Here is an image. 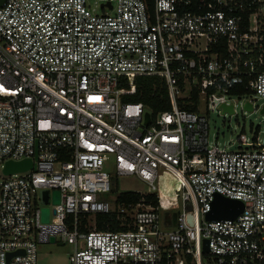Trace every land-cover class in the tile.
Listing matches in <instances>:
<instances>
[{
	"label": "built area",
	"instance_id": "obj_1",
	"mask_svg": "<svg viewBox=\"0 0 264 264\" xmlns=\"http://www.w3.org/2000/svg\"><path fill=\"white\" fill-rule=\"evenodd\" d=\"M90 1L0 5V264H37V243L59 241L70 264H264V138L229 149L208 120L264 106V0H93L100 14ZM139 74L166 81L171 108L122 100V77ZM114 178L149 189L118 203ZM217 194L243 211L207 219ZM113 212L121 228L98 229Z\"/></svg>",
	"mask_w": 264,
	"mask_h": 264
},
{
	"label": "rangeland",
	"instance_id": "obj_2",
	"mask_svg": "<svg viewBox=\"0 0 264 264\" xmlns=\"http://www.w3.org/2000/svg\"><path fill=\"white\" fill-rule=\"evenodd\" d=\"M90 8L100 14L104 8H102L100 3H95L90 1ZM261 105L264 104V99L260 100ZM235 112L223 110H213L208 115L209 120V131H210V141H217L219 145L226 146L229 149H237L240 143V136L244 135L248 137L251 141L256 133L257 128H259L258 135L261 139L264 138V114L259 111L261 107L254 112L244 109V102L239 100L235 103ZM113 161L111 158L110 162ZM109 162L106 168L112 170V165ZM170 177L165 178L167 181L165 184V190H172L173 183ZM115 187L111 192L114 196L123 191H146L149 186L145 184L140 179H124V178H114ZM163 184V183H162ZM55 196L52 191H49L46 195L42 196L41 208H49V219L52 217L51 210L53 208ZM181 203V202H179ZM42 222L45 220L42 218ZM92 219L90 220V224ZM163 225V224H162ZM165 229H170L172 227H166ZM73 245L67 242H56V243H37V264H70V255L73 252Z\"/></svg>",
	"mask_w": 264,
	"mask_h": 264
},
{
	"label": "trees",
	"instance_id": "obj_3",
	"mask_svg": "<svg viewBox=\"0 0 264 264\" xmlns=\"http://www.w3.org/2000/svg\"><path fill=\"white\" fill-rule=\"evenodd\" d=\"M122 100L124 102H143L150 106L154 113L171 108L172 102L166 81L159 75L139 74L135 76H123L121 79ZM194 103L183 105L184 108L197 110L198 99L193 94ZM259 128H257V133ZM140 194L135 191H123L118 194L117 202L137 201ZM116 213L97 214L96 223L98 229H119ZM108 225V226H107Z\"/></svg>",
	"mask_w": 264,
	"mask_h": 264
},
{
	"label": "water",
	"instance_id": "obj_4",
	"mask_svg": "<svg viewBox=\"0 0 264 264\" xmlns=\"http://www.w3.org/2000/svg\"><path fill=\"white\" fill-rule=\"evenodd\" d=\"M5 0H0V5ZM245 110L253 111V106L250 102L244 105ZM225 109L233 112V107L231 105L225 106ZM261 114H264V106L259 111ZM34 167L33 160L30 158L23 159L20 161H8L6 163L5 172L10 174L18 171H25ZM44 195L47 194V191L43 192ZM54 202H59V191H54ZM244 209V204L242 201L237 199H230L223 195L217 194L215 200L212 205L211 211L207 213V219H226V218H235L237 217ZM42 218L45 222L49 221V208L44 207L42 208ZM176 221V214H174V222ZM50 241L54 242L55 237L51 236ZM205 249L208 250V243L206 242ZM15 253H23V250H19L17 252H13L9 254L11 257Z\"/></svg>",
	"mask_w": 264,
	"mask_h": 264
},
{
	"label": "bare ground",
	"instance_id": "obj_5",
	"mask_svg": "<svg viewBox=\"0 0 264 264\" xmlns=\"http://www.w3.org/2000/svg\"><path fill=\"white\" fill-rule=\"evenodd\" d=\"M166 177H170L169 179L172 180L173 186L175 187L173 177H172L170 174H166ZM162 181H163L162 183H166V182H167V181L165 180V178H164Z\"/></svg>",
	"mask_w": 264,
	"mask_h": 264
}]
</instances>
